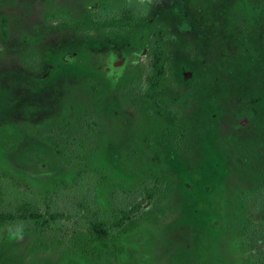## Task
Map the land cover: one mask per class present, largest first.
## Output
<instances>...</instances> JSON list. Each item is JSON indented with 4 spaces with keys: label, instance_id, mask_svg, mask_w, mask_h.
Returning <instances> with one entry per match:
<instances>
[{
    "label": "rangeland",
    "instance_id": "374dc122",
    "mask_svg": "<svg viewBox=\"0 0 264 264\" xmlns=\"http://www.w3.org/2000/svg\"><path fill=\"white\" fill-rule=\"evenodd\" d=\"M96 44L114 46L117 68L90 67ZM155 154L167 178L148 198ZM0 180L4 207L64 213L3 227L0 264H250L264 0H0ZM80 193L101 219L131 222L95 241Z\"/></svg>",
    "mask_w": 264,
    "mask_h": 264
},
{
    "label": "trees",
    "instance_id": "16d2710c",
    "mask_svg": "<svg viewBox=\"0 0 264 264\" xmlns=\"http://www.w3.org/2000/svg\"><path fill=\"white\" fill-rule=\"evenodd\" d=\"M84 51H86V53L88 52L93 59V64L90 67L105 69L108 66L107 61L109 54L104 47L96 44L87 47V49L85 48ZM65 59L69 61V56H66ZM152 72H154V77L158 79L162 78L165 73L163 64L160 61L158 64L153 63ZM154 160L157 161L158 164L156 170L152 169L149 173L150 182H148L145 188L148 198L151 196V190L155 189L157 185L164 183L167 178V172L160 164L158 154L154 155ZM9 187L7 182L0 180V230L5 226L14 225L19 221H34L41 226H47L57 223L64 216L63 211L59 212L56 209L53 211H50V209H42L33 198L16 199L14 202L10 203L8 207H4L11 197ZM86 194L87 193L76 195V197L74 196V204L76 207L74 213L80 214L81 219L88 220L89 226L86 229L88 237L94 238L95 241L104 240L109 236L110 229H114L115 227L121 228L123 226L122 222L125 219H129V222H131L129 212L120 213L122 216L118 221L116 217L101 219V216L96 212L92 213L91 209L88 207L87 201L85 200ZM245 231L248 251L251 256L250 264H264V226L261 224L258 226L248 225Z\"/></svg>",
    "mask_w": 264,
    "mask_h": 264
},
{
    "label": "flooded vegetation",
    "instance_id": "af4514ba",
    "mask_svg": "<svg viewBox=\"0 0 264 264\" xmlns=\"http://www.w3.org/2000/svg\"><path fill=\"white\" fill-rule=\"evenodd\" d=\"M103 47L105 48V50H107V52H109V58H108V61H107V65L109 66L108 68H110V67L113 68V69L117 68L119 66V64L114 62L115 52H111V50H110V47H112L114 49V46L106 45V46H103Z\"/></svg>",
    "mask_w": 264,
    "mask_h": 264
}]
</instances>
